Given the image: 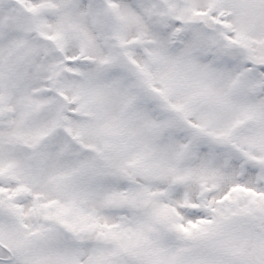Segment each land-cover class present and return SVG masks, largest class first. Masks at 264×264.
Masks as SVG:
<instances>
[{
	"label": "snow or ice",
	"instance_id": "1",
	"mask_svg": "<svg viewBox=\"0 0 264 264\" xmlns=\"http://www.w3.org/2000/svg\"><path fill=\"white\" fill-rule=\"evenodd\" d=\"M0 264H264V0H0Z\"/></svg>",
	"mask_w": 264,
	"mask_h": 264
}]
</instances>
